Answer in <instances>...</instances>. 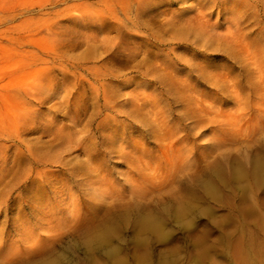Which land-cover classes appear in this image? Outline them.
Wrapping results in <instances>:
<instances>
[{
  "label": "rangeland",
  "instance_id": "rangeland-1",
  "mask_svg": "<svg viewBox=\"0 0 264 264\" xmlns=\"http://www.w3.org/2000/svg\"><path fill=\"white\" fill-rule=\"evenodd\" d=\"M0 264H264V0H0Z\"/></svg>",
  "mask_w": 264,
  "mask_h": 264
},
{
  "label": "bare ground",
  "instance_id": "bare-ground-1",
  "mask_svg": "<svg viewBox=\"0 0 264 264\" xmlns=\"http://www.w3.org/2000/svg\"><path fill=\"white\" fill-rule=\"evenodd\" d=\"M252 164V163H251ZM258 163L257 162H254L253 163V165L255 166V168H254V170L256 171V172H258V169H257V167L259 166V165H257ZM189 170V169H188ZM254 170H253V173H254ZM187 171V170H186ZM180 173V172H179ZM178 173V174H179ZM185 173V172H184ZM256 176H258V174H256V173H254ZM204 184H206V183H204ZM203 185V184H202ZM189 188V187H188Z\"/></svg>",
  "mask_w": 264,
  "mask_h": 264
}]
</instances>
